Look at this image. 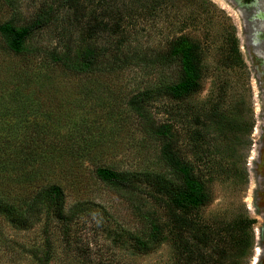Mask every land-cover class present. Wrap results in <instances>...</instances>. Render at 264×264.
Here are the masks:
<instances>
[{
    "label": "rangeland",
    "instance_id": "374dc122",
    "mask_svg": "<svg viewBox=\"0 0 264 264\" xmlns=\"http://www.w3.org/2000/svg\"><path fill=\"white\" fill-rule=\"evenodd\" d=\"M48 8L52 21L28 43L39 52L15 55L0 37V141L19 146L0 187L22 214L0 210V264H40L46 239L48 264H264V76L257 86L238 13L223 0H0V23L27 24ZM89 33L102 48L101 71L71 73L49 60L47 51L78 47ZM178 38L196 43L201 70L200 87L184 98L156 91L177 75V64L161 61ZM142 91L147 115L171 125L178 153L210 192L180 210L187 226L147 193L95 174L98 165L133 171L145 191L166 197L142 174L169 175L130 103ZM232 123L240 131L227 129ZM52 183L63 187L66 234L54 210L32 200ZM151 213L162 233L140 251L135 237L150 241Z\"/></svg>",
    "mask_w": 264,
    "mask_h": 264
},
{
    "label": "trees",
    "instance_id": "16d2710c",
    "mask_svg": "<svg viewBox=\"0 0 264 264\" xmlns=\"http://www.w3.org/2000/svg\"><path fill=\"white\" fill-rule=\"evenodd\" d=\"M14 0H5L8 4L13 3ZM53 11L48 8L37 15L31 22L27 24H16L12 20H6L0 23V37L2 38L7 50L11 53L22 54L27 52H39L37 47H29V40L32 35L47 26L53 19ZM235 42L237 41L234 37ZM237 43V42H236ZM237 50V44H235ZM102 48L95 40V36L91 33L78 47H71L66 45L61 52L47 51L49 60L57 67L71 73H89L94 71H101L99 67V60L101 57ZM118 58V57H117ZM124 64H128L129 57L123 59L118 58ZM162 63H171L178 65V71L175 78L168 80L161 84L156 90L158 94H165L173 98H184L195 92L200 87L201 70L199 63V53L195 42L188 38H178L171 41L167 52L163 55ZM114 65H107L108 70H114ZM121 66V65H119ZM15 88H24V85L17 84ZM0 89L2 92L7 91V85L0 82ZM1 92V93H2ZM0 93V94H1ZM148 91H142L141 95L131 99L130 103L134 112L142 119V124L154 136L158 143V157L161 163L168 168L169 175L159 172L151 171L144 172V178L152 181V186L155 190L163 192L166 197L156 195L150 189L146 190L140 187L137 174L133 171H118L109 166L98 165L95 167L96 176L103 182L131 191H142L151 196L154 200L161 203L167 211L169 218L174 221L179 227L187 226L190 220L184 216L180 210L189 209L191 207H198L205 204L210 199V192L199 180H197L192 172L189 162L181 157L176 146V139L171 125L168 123H156L152 117L147 115L145 100L148 96ZM0 96V105L5 106L6 101ZM4 109L0 107V110ZM240 124L232 123L227 129L240 131ZM253 125H251V128ZM9 135H18L16 131H9ZM235 135V139L238 138ZM17 144L9 141H0V172L5 170L8 162L14 155L13 146ZM16 146V147H17ZM19 147V146H18ZM27 151V150H26ZM24 149L21 155H16L18 161V168L24 169L25 159ZM28 154V153H26ZM35 163V162H34ZM33 201L44 203L47 209H53L59 219L63 223V232H68V218L64 213V193L61 184L52 183L44 189H39L33 194ZM30 207H33L30 205ZM0 210L8 213L14 219L18 220L22 214L8 202L6 199V189L4 185L0 187ZM148 217L150 224V241L143 238L135 237L136 248L140 251H146L153 241L158 240L162 229L158 220L151 213ZM24 220H26L24 218ZM255 219H245L244 224L249 228L254 224ZM243 223V221H241ZM244 226V225H243ZM244 234V233H243ZM242 240H245L242 238ZM241 240V241H242ZM47 250L46 253L38 257L40 264H48L50 243L46 239ZM241 251L246 248V245L241 244ZM235 261H230L234 264ZM237 263V261L235 262Z\"/></svg>",
    "mask_w": 264,
    "mask_h": 264
},
{
    "label": "flooded vegetation",
    "instance_id": "af4514ba",
    "mask_svg": "<svg viewBox=\"0 0 264 264\" xmlns=\"http://www.w3.org/2000/svg\"><path fill=\"white\" fill-rule=\"evenodd\" d=\"M223 1L240 17L243 47L256 74V85L259 86L258 80L264 76V0Z\"/></svg>",
    "mask_w": 264,
    "mask_h": 264
},
{
    "label": "bare ground",
    "instance_id": "6f19581e",
    "mask_svg": "<svg viewBox=\"0 0 264 264\" xmlns=\"http://www.w3.org/2000/svg\"><path fill=\"white\" fill-rule=\"evenodd\" d=\"M218 1V0H217ZM220 1H222V0H220ZM223 3V2H222ZM224 4V3H223ZM226 6H228V5H226ZM229 7V6H228ZM234 11V10H233Z\"/></svg>",
    "mask_w": 264,
    "mask_h": 264
},
{
    "label": "water",
    "instance_id": "95a60500",
    "mask_svg": "<svg viewBox=\"0 0 264 264\" xmlns=\"http://www.w3.org/2000/svg\"><path fill=\"white\" fill-rule=\"evenodd\" d=\"M243 12H244V11H243ZM257 256H258V255H257ZM257 256H256V259L258 260V257H257ZM257 260H256V261H257Z\"/></svg>",
    "mask_w": 264,
    "mask_h": 264
}]
</instances>
